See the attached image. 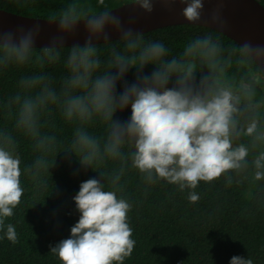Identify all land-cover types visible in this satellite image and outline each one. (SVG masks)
I'll return each instance as SVG.
<instances>
[{
	"label": "clouds",
	"instance_id": "9594fccd",
	"mask_svg": "<svg viewBox=\"0 0 264 264\" xmlns=\"http://www.w3.org/2000/svg\"><path fill=\"white\" fill-rule=\"evenodd\" d=\"M225 2L215 0L205 15V0H124L115 7L98 0L95 10L71 0L45 17L59 34L42 47L36 46L39 20L28 29L0 25V78L11 69H37L22 72L8 93L0 89V240L19 242L10 219L26 193L24 180L35 190L48 189L49 169L62 153L100 178L81 182L72 198L79 219L70 237L49 251L60 264H124L131 256L136 240L133 204L125 195L129 171L145 185L163 181L187 190L192 203L201 182L264 181V43H224ZM156 4L169 11L185 5L179 16L186 25L207 30L172 55L162 40L130 26L136 13L150 14ZM122 8L133 14L128 26ZM81 22L84 44L66 47L65 34ZM61 64L65 71L57 76ZM150 64L155 69L145 74ZM132 68L136 78L129 84L124 77ZM129 106V119H114ZM57 116L74 125L70 137L57 134ZM229 264L254 262L233 256Z\"/></svg>",
	"mask_w": 264,
	"mask_h": 264
},
{
	"label": "trees",
	"instance_id": "16d2710c",
	"mask_svg": "<svg viewBox=\"0 0 264 264\" xmlns=\"http://www.w3.org/2000/svg\"><path fill=\"white\" fill-rule=\"evenodd\" d=\"M264 6V0H257ZM71 0H0V9L33 18H43L55 10L66 7ZM115 7L124 0H107ZM77 3L98 7V0H77ZM207 29L175 25L146 32L154 40H162L172 49V55L193 35ZM227 45L233 40L223 34ZM116 41V40H113ZM107 49L102 47L101 55ZM154 65L145 66L150 74ZM37 70L29 66L23 70L11 69L0 78V89L8 93L24 71ZM65 71L57 65L55 75ZM136 68L126 73L124 80L135 82ZM199 79V73L197 74ZM123 82L118 83L121 91ZM171 86V84L169 85ZM131 117L130 106L118 111L114 119L125 121ZM57 134L70 137L74 125L57 116ZM25 159L30 158L24 151ZM50 186L35 190L31 182L24 180L26 193L15 209L10 222L16 226L19 242L11 244L0 240V264H60L52 256L50 246L70 237L71 227L80 213L72 199L81 182L100 178L99 172L84 169L75 156L65 159L57 156L49 169ZM125 195L133 204L129 213L130 225L136 245L124 264H229L231 257H250L254 264H264V181L226 184L224 177L211 183L201 182L196 191L199 200L189 202L187 190L180 192L173 185L161 181L145 185L135 171H129ZM2 235V234H0Z\"/></svg>",
	"mask_w": 264,
	"mask_h": 264
},
{
	"label": "water",
	"instance_id": "95a60500",
	"mask_svg": "<svg viewBox=\"0 0 264 264\" xmlns=\"http://www.w3.org/2000/svg\"><path fill=\"white\" fill-rule=\"evenodd\" d=\"M185 5L176 4L173 6L174 11H169L159 4L154 5L152 13H144L139 11L135 14V20L130 24L134 30L143 33L163 28L167 26L187 24L182 17L179 16L180 10ZM215 0H205L204 13L207 15L216 7ZM123 22L126 26L129 25V17L133 15L131 9L122 8L119 10ZM222 15L226 21V28L223 34L235 42H240L244 39H251L254 42L264 43V6L257 0H226ZM39 20L41 32L36 40V46L42 47L47 45L50 40L58 35L56 25H49L43 18H33L14 14L0 9V25L5 30L16 29L23 27L24 29L31 28L33 24ZM87 33L83 22L79 24L76 31L71 34H65L66 47H71L74 44L83 45ZM119 35L112 31V40H118Z\"/></svg>",
	"mask_w": 264,
	"mask_h": 264
}]
</instances>
